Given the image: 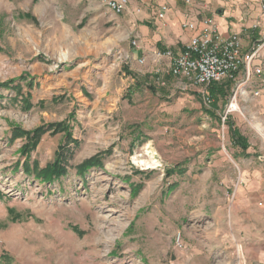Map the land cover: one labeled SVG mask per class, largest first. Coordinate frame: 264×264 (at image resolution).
Masks as SVG:
<instances>
[{"label":"rangeland","instance_id":"1","mask_svg":"<svg viewBox=\"0 0 264 264\" xmlns=\"http://www.w3.org/2000/svg\"><path fill=\"white\" fill-rule=\"evenodd\" d=\"M100 1L0 0V261L244 264L240 232L264 210V56L222 98L168 59L146 80ZM191 2L241 26L246 50L264 38V0Z\"/></svg>","mask_w":264,"mask_h":264},{"label":"crops","instance_id":"2","mask_svg":"<svg viewBox=\"0 0 264 264\" xmlns=\"http://www.w3.org/2000/svg\"><path fill=\"white\" fill-rule=\"evenodd\" d=\"M163 4L167 5L168 12L165 19L160 21L157 20L156 13ZM177 5H179L178 0H130L127 10L121 15H115L111 12L103 0L98 5V7L104 9L105 20L112 23L114 29H119V34L115 37L114 42L121 40V30L135 39L136 47L132 50V57L138 61L145 60L147 66L143 71L138 68L135 71L141 73L140 77L143 75L146 80L159 79V77H155V74L164 71L155 65L154 59L157 52L171 51L173 54L178 55L192 36L189 31L181 29V24L186 19L189 21L200 20L194 14L197 7L194 4L190 7L183 1L184 10L182 12L178 11L180 10L179 7L176 9ZM198 8L205 9L200 6ZM214 21L219 26L223 37L233 33L239 34L243 52L248 51L243 44L241 26L228 23L224 17L219 16ZM259 63V61H255L254 64L259 65ZM162 64L167 67V73H169V66L166 61H163ZM155 66L156 68L153 70ZM131 78L132 81L137 80V77ZM147 85L148 83H146ZM135 87L139 89L140 86L136 85ZM250 212L249 224L240 232L243 236L242 242L246 244L247 250L244 264H264V210Z\"/></svg>","mask_w":264,"mask_h":264},{"label":"built area","instance_id":"3","mask_svg":"<svg viewBox=\"0 0 264 264\" xmlns=\"http://www.w3.org/2000/svg\"><path fill=\"white\" fill-rule=\"evenodd\" d=\"M106 7L115 15H121L127 10L130 0H103ZM192 7L191 0H183ZM168 12L167 5L160 6L156 13L157 20L163 21ZM183 30L192 33L187 43L178 55L171 51L157 52L156 62L162 59L169 60V74L175 78H182L190 83L208 88L211 84H220L225 80H232L240 70L245 73L246 79L251 72L260 73L255 61L264 56V38L259 44L243 52L239 34L233 33L223 37L219 26L212 18H201L198 21L186 19L182 24ZM141 63V60L139 61ZM263 92L256 91L255 96Z\"/></svg>","mask_w":264,"mask_h":264},{"label":"trees","instance_id":"4","mask_svg":"<svg viewBox=\"0 0 264 264\" xmlns=\"http://www.w3.org/2000/svg\"><path fill=\"white\" fill-rule=\"evenodd\" d=\"M230 82H226L223 84H211L208 86V95L210 98H222L225 96L227 89L230 87ZM54 127H59V126H54ZM61 127V125H60ZM38 131L41 130H36L33 133L34 135L38 134ZM231 138L233 141V144L238 146L242 152H244L247 148L245 142L243 140H241V137L239 136L238 132L236 130H231ZM25 136L30 137L29 133H24ZM93 162H87L86 165H92ZM63 174V168L61 167V164L58 163V161H56L55 163H52L50 165H48L43 171H42V175H43V179H47V178H51L53 176L59 177L60 175ZM0 264H9L6 262H3V260L0 261Z\"/></svg>","mask_w":264,"mask_h":264},{"label":"bare ground","instance_id":"5","mask_svg":"<svg viewBox=\"0 0 264 264\" xmlns=\"http://www.w3.org/2000/svg\"><path fill=\"white\" fill-rule=\"evenodd\" d=\"M64 59H67L66 55H63V56L61 57V60H64Z\"/></svg>","mask_w":264,"mask_h":264}]
</instances>
